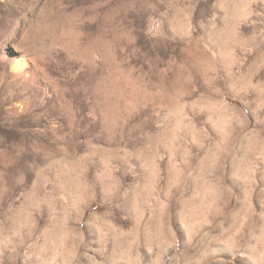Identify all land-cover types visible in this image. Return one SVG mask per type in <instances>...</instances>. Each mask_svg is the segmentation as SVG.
<instances>
[{
  "label": "clouds",
  "instance_id": "1",
  "mask_svg": "<svg viewBox=\"0 0 264 264\" xmlns=\"http://www.w3.org/2000/svg\"><path fill=\"white\" fill-rule=\"evenodd\" d=\"M0 264H264V0H0Z\"/></svg>",
  "mask_w": 264,
  "mask_h": 264
}]
</instances>
